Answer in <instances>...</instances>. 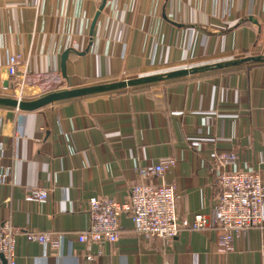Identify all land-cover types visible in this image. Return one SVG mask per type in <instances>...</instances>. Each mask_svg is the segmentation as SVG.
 <instances>
[{"label": "crops", "instance_id": "1", "mask_svg": "<svg viewBox=\"0 0 264 264\" xmlns=\"http://www.w3.org/2000/svg\"><path fill=\"white\" fill-rule=\"evenodd\" d=\"M100 2L0 0V96L15 98L6 66L16 54L18 74L51 72L59 90L264 55V0H105L90 34ZM67 48L83 53L68 55L63 76ZM229 152L230 169L254 171L264 186V62L30 111L0 106V219L59 241L52 248L21 233L15 263L264 264V206L231 250L220 249L217 229L139 236L125 213L115 242L76 239L89 224V198L122 203L136 182L173 185L178 217H211L216 157ZM166 157L173 167L147 173ZM31 187L47 192L44 202L24 200Z\"/></svg>", "mask_w": 264, "mask_h": 264}, {"label": "built area", "instance_id": "2", "mask_svg": "<svg viewBox=\"0 0 264 264\" xmlns=\"http://www.w3.org/2000/svg\"><path fill=\"white\" fill-rule=\"evenodd\" d=\"M20 60L21 55H11L6 66L15 98L59 90L60 83L51 72L30 73L25 70L18 74L16 66ZM216 158L221 170L216 180L217 196L211 217L203 214H195L190 219L178 217L175 209L177 194L173 185L136 182L129 187L127 200L122 203L108 196L89 198L86 205L89 224L77 234L76 239L87 244L115 242L119 235V215L125 213L139 236L171 239L182 229H217L220 249L231 250L235 239L261 222L264 186L256 172L229 168L236 159L233 152L219 153ZM174 164V159L166 157L147 173L162 175ZM46 197L44 189L31 187L27 189L24 200L44 202ZM21 233L29 241L49 244L52 248L59 244L58 239L47 233L25 231L8 219H0V264H16L15 242ZM85 259H90V256L85 255Z\"/></svg>", "mask_w": 264, "mask_h": 264}, {"label": "water", "instance_id": "3", "mask_svg": "<svg viewBox=\"0 0 264 264\" xmlns=\"http://www.w3.org/2000/svg\"><path fill=\"white\" fill-rule=\"evenodd\" d=\"M104 4H105V0H101L99 7L96 13L94 14V17L90 25V34L96 22L97 16L99 12L103 9ZM249 20L256 22V20L253 19L252 17H250ZM70 53L81 54L83 52L75 51L72 48H67L66 50L63 51L60 58V70L63 76H65V60L67 59ZM263 62H264V55H249L228 61L197 65L189 68H180L168 72L145 75L127 80L99 83V84L70 88V89H60L30 100L17 99L8 96H0V106L13 107L22 111H30V110L38 109L47 104H51L65 99L87 96V95L114 91V90H120L127 87L147 85L150 83H155L163 80L175 79L187 75L198 74L216 69L228 68L245 63L255 64V63H263Z\"/></svg>", "mask_w": 264, "mask_h": 264}]
</instances>
